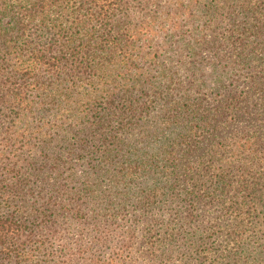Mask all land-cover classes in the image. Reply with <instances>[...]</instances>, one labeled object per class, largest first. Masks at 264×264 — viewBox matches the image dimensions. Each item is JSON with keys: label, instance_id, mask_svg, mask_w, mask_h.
Segmentation results:
<instances>
[{"label": "trees", "instance_id": "16d2710c", "mask_svg": "<svg viewBox=\"0 0 264 264\" xmlns=\"http://www.w3.org/2000/svg\"><path fill=\"white\" fill-rule=\"evenodd\" d=\"M213 207L254 263L264 0H0V264H128L164 210L152 256L205 261Z\"/></svg>", "mask_w": 264, "mask_h": 264}, {"label": "rangeland", "instance_id": "374dc122", "mask_svg": "<svg viewBox=\"0 0 264 264\" xmlns=\"http://www.w3.org/2000/svg\"><path fill=\"white\" fill-rule=\"evenodd\" d=\"M59 8L60 7H56L55 12H58ZM204 57L205 61H208L210 58V54L205 52ZM199 212L201 216L200 220L204 223H207L208 225H211L213 229L217 231V234L214 233V235L210 237L209 241L203 245V247L206 248L204 251L208 253L206 255V260L204 261L202 256L199 258V256L201 255V250H194L189 247H181L180 249L176 250L177 253H173V255H170L171 260L167 264H198L200 261H203L204 264H214L215 262L221 261L225 264H228L227 262L229 261V259H226L225 255L227 249H230L232 242L231 240H227L226 237H224V234L227 233V228L232 229V223L234 222V219L232 218V216L218 217V210L216 207L210 209L200 208ZM159 218H161V220L169 219L170 211L164 210L161 215L152 213L149 218H144V223L137 229L136 237H133V240L130 241L131 246L128 248V251L130 252L132 261L128 264H159V261L152 256L154 247L152 249L151 243L153 239H151V234H155V232H151L148 229L150 228L151 220ZM178 246L181 245L179 244ZM197 251L200 253H198ZM258 251V259L255 260V262L257 261L256 264H264V247L259 248ZM162 264L166 263L163 262Z\"/></svg>", "mask_w": 264, "mask_h": 264}]
</instances>
